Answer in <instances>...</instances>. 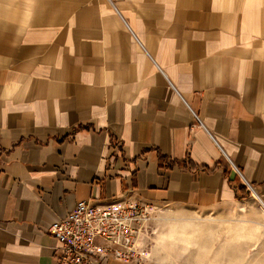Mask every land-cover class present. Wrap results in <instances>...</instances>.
<instances>
[{
	"label": "crops",
	"instance_id": "0c3cea01",
	"mask_svg": "<svg viewBox=\"0 0 264 264\" xmlns=\"http://www.w3.org/2000/svg\"><path fill=\"white\" fill-rule=\"evenodd\" d=\"M244 187L264 204V0H0V264H56L47 228L81 201Z\"/></svg>",
	"mask_w": 264,
	"mask_h": 264
},
{
	"label": "rangeland",
	"instance_id": "374dc122",
	"mask_svg": "<svg viewBox=\"0 0 264 264\" xmlns=\"http://www.w3.org/2000/svg\"><path fill=\"white\" fill-rule=\"evenodd\" d=\"M240 197L227 209H151L145 253L177 264H264V214L251 189Z\"/></svg>",
	"mask_w": 264,
	"mask_h": 264
},
{
	"label": "built area",
	"instance_id": "2783aa9c",
	"mask_svg": "<svg viewBox=\"0 0 264 264\" xmlns=\"http://www.w3.org/2000/svg\"><path fill=\"white\" fill-rule=\"evenodd\" d=\"M151 209L132 202L106 206L89 201L77 203L70 213L53 220L47 228L59 244L54 256L56 264H99L102 257L143 261L148 257L145 251Z\"/></svg>",
	"mask_w": 264,
	"mask_h": 264
},
{
	"label": "bare ground",
	"instance_id": "6f19581e",
	"mask_svg": "<svg viewBox=\"0 0 264 264\" xmlns=\"http://www.w3.org/2000/svg\"><path fill=\"white\" fill-rule=\"evenodd\" d=\"M254 193V192H253ZM254 196L256 197V198H258L259 199V201L262 203V201L260 200V198L254 193ZM262 205L264 206V204L262 203ZM261 206V205H260ZM263 206H261L260 208H262V210H263V212H264V207Z\"/></svg>",
	"mask_w": 264,
	"mask_h": 264
}]
</instances>
